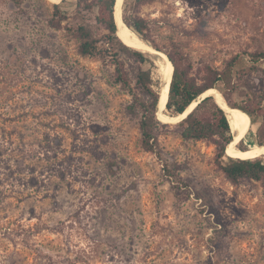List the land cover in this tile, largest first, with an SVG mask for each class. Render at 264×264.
<instances>
[{
    "label": "rangeland",
    "instance_id": "1",
    "mask_svg": "<svg viewBox=\"0 0 264 264\" xmlns=\"http://www.w3.org/2000/svg\"><path fill=\"white\" fill-rule=\"evenodd\" d=\"M78 2L0 0V264H264V184L227 180L213 145L160 114L161 155L144 151L112 59L79 53V26L107 31ZM139 15L161 85L174 44L219 69L264 51V0H146Z\"/></svg>",
    "mask_w": 264,
    "mask_h": 264
},
{
    "label": "trees",
    "instance_id": "2",
    "mask_svg": "<svg viewBox=\"0 0 264 264\" xmlns=\"http://www.w3.org/2000/svg\"><path fill=\"white\" fill-rule=\"evenodd\" d=\"M66 1L62 0L61 4ZM118 1L94 0L89 3L87 0H79L76 12L79 17L84 20L87 13L97 9L96 22L107 31L106 35L96 38L88 24L79 26V53L83 57L104 61L112 59L116 82L132 97L129 111L140 115L142 148L146 152L161 155L159 133L167 125L161 123L157 112L161 100V83L154 77V69L157 68L156 56L135 50L121 35H117L119 32L115 7ZM145 1L125 0L122 5V20L147 45L161 51L147 35V20L139 15V8ZM61 4L55 6L59 13ZM166 54L173 68L167 103L169 116L179 117L192 104L199 102L185 119L175 125L180 136L184 140L203 141L213 145L216 148L215 163L218 170L233 184L243 179L264 184V157L248 160L232 157L228 146L233 142L234 135L227 114L222 108V100L216 95L204 98V94L210 90L219 91L229 111L237 114L235 116L243 129L242 139L248 134V130L252 133L250 140L257 148L264 147V51L241 50L231 56L222 69L209 62H194L176 44ZM120 55L132 58L139 65L134 80L130 78L127 63ZM258 73L262 74L259 82L254 77ZM254 127H257L256 131ZM237 148L242 151L249 150L246 139L241 140Z\"/></svg>",
    "mask_w": 264,
    "mask_h": 264
},
{
    "label": "bare ground",
    "instance_id": "3",
    "mask_svg": "<svg viewBox=\"0 0 264 264\" xmlns=\"http://www.w3.org/2000/svg\"><path fill=\"white\" fill-rule=\"evenodd\" d=\"M53 1L56 3H60L62 0H53ZM123 2H125V1L119 0L117 2L116 8H115V18L117 21L118 32H119L118 36L121 35L128 42V44L137 51L155 53V51L151 47H149V45H147L134 32H132L123 22V20H122ZM161 56L164 58L165 63L162 64V66L160 68V72L162 75V85L160 88L161 100H160L159 108L157 107V112H158V115L160 114V119L164 122L180 121L185 116H187V114H189V112H191L194 109V107L197 105L198 102H195L194 104H192L188 108V110L183 115H181L179 117L173 118V117H169L168 115L165 114L167 111V103L169 100V92H170V85H171V77H172L173 68H172V65H171L169 59L164 55H161ZM209 95H216V96H218L219 99L222 100V106H223L222 108H224V111L227 114L232 132L236 135L235 142H233L228 147L229 154L234 158H239V159H243V160L264 157V147H262V148L256 147V148L249 149L247 151H242V150L237 148V144H239L241 139H242V137H241L242 127H241L239 120L235 116L237 114H235V113L232 114L229 111L228 105H227L226 101L224 100L221 93H219L216 90H210L204 94V97L209 96Z\"/></svg>",
    "mask_w": 264,
    "mask_h": 264
},
{
    "label": "water",
    "instance_id": "4",
    "mask_svg": "<svg viewBox=\"0 0 264 264\" xmlns=\"http://www.w3.org/2000/svg\"><path fill=\"white\" fill-rule=\"evenodd\" d=\"M116 5H117V3H116ZM115 8H116V7H115ZM115 19H116V18H115ZM116 24H117V21H116ZM117 35H118V33H117ZM152 49H153V50L155 51V53H157V54L161 53L160 51H158V50H156V49H154V48H152ZM172 79H173V78H172ZM171 83H172V81H171ZM170 86H171V85H170ZM216 91H217V90H216ZM218 92H219V91H218ZM219 93H220V92H219ZM206 97H207V96H206ZM204 98H205V97H204ZM204 98H202V100H203ZM198 104H199V102H198ZM198 104H197V105H198ZM197 105H196V106H197ZM192 111H193V110H192ZM192 111H191V112H192ZM191 112H189V113H191ZM188 115H189V114H187V116H188ZM187 116H185L183 119H185ZM183 119H182V120H183ZM182 120H180V121H182ZM232 134L234 135V140H233V142H235L236 135H235L233 132H232ZM243 139H244V138H243ZM243 139H241V140H243ZM233 142H232V143H233ZM232 143H231V144H232ZM231 144H230V145H231ZM230 145H229V146H230ZM229 146H228V147H229Z\"/></svg>",
    "mask_w": 264,
    "mask_h": 264
}]
</instances>
